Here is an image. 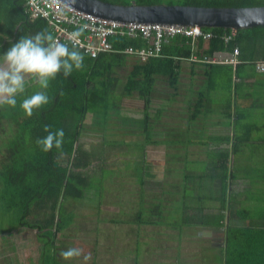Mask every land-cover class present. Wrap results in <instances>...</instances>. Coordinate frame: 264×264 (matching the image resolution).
Listing matches in <instances>:
<instances>
[{
    "label": "trees",
    "instance_id": "trees-1",
    "mask_svg": "<svg viewBox=\"0 0 264 264\" xmlns=\"http://www.w3.org/2000/svg\"><path fill=\"white\" fill-rule=\"evenodd\" d=\"M102 1L125 6L133 3L155 5L161 2L160 0ZM16 3L24 9L23 0H0L6 12L14 8ZM181 5L262 7L264 0H182ZM5 18L9 20L11 17L7 14ZM42 29H47V26L44 21H39L31 29L20 34L18 39L21 36L34 35ZM202 29L212 33V38L208 40L211 50L206 54L211 55L213 51L225 49L231 51L232 54L235 50L239 51L237 59L240 68L237 72L247 66L257 69L258 64L264 63V56H259L258 51L259 49L264 50V26L236 32L224 28ZM188 38L190 37L183 38L182 43L191 44L190 39L193 41L200 39ZM122 44L123 46L136 45V42L123 39ZM146 44V41L139 40L136 48L139 49ZM11 45L6 48L9 49ZM184 49L185 53L178 46V37H172L163 45L157 56L145 62H141L136 57L115 53H104L97 59H93L81 51L85 57L83 70H74L67 78L61 72L55 80L51 81L46 90L50 103L34 110L31 117L27 116L20 107V101L25 96L38 91L37 87H29L24 96L17 97L16 107H0V226L10 223L14 229L15 227H28L38 231L37 238L41 256L37 264H65L64 259L58 253L56 243L71 237L70 230L75 218L73 208H77L72 206L73 202L79 204V202L85 203L94 198L98 199L99 204L94 214L98 217L99 213H102L105 200L114 197L116 201L111 202V206L121 205L119 201L123 199L124 193H128L126 185L132 187L131 192L137 191L143 195L148 189L146 185L150 184L146 172L148 163L145 161V155L139 162L131 157L124 162L123 168L107 166L105 162H101L97 166L99 171H90L93 161L87 151L88 145L80 142L84 137L82 131L89 123H91V130L105 129L101 137L103 141L100 143L115 147L121 155L125 151L124 146L130 147L135 144L145 147L167 144L170 145V149L184 151L188 154L193 147L210 151V153L206 151L195 153V155H208L209 158V163L203 170L202 176H197L195 172L188 175V163L184 162L183 170H180L184 182L182 181L180 185L193 182L200 190L196 192L199 195L201 190L205 189L204 185L201 187V184L207 181L209 187L205 189V195L199 196L197 201L202 203L208 200L207 203L219 205L218 209L211 208L210 212L205 215L203 208L206 205L201 207L202 210L200 209L199 212L202 213V218L199 217L198 224L190 222L192 218L185 211L176 213L172 211L173 218L168 217L165 221L167 218L162 216V213L148 208V203L139 201L137 203L138 212L134 217H130L129 214L134 209V202L130 197L126 202L130 204L129 211L123 213L124 217L120 221L113 220V224L133 226L138 229L167 227L173 230L189 224L191 230L201 231L204 236H207L204 231L214 230L219 233L215 236L221 240L218 248L220 253L216 258L223 260L224 254L225 264H264V227H260L262 225L261 222L258 223V217H251L250 212L244 210L243 206L249 201L247 197H250L249 194L252 191H248L246 187L238 188L240 185L245 186L242 182L244 181L242 165L246 162L245 158H249L241 149V145L251 141L252 136H241L238 133L235 136L234 134L213 136L207 132L206 127L210 126L209 120L205 117L206 113L209 115L211 111L207 107L204 91L198 93L197 89H190L185 94H180V76L177 67L181 61H188L191 56L187 45ZM242 51L247 54L244 59ZM248 56L257 60H252ZM128 65H131V71L121 79L115 70ZM206 66L215 69L219 65L208 64ZM259 73L264 75V73ZM234 86H236L238 98L234 102L231 96H227L226 106L237 107L235 118L239 126L245 119L246 112L255 109L256 105L242 101L245 94L239 90L241 86L239 82ZM179 95H187L188 98L186 103L188 108L184 114L175 112L174 106L167 101L172 99L171 102H174ZM189 95H194V97L191 98ZM132 99H137L143 104V111H138L141 112L140 117H122L121 102ZM163 101L165 103L161 106L160 102ZM183 115H186L185 124L182 123ZM230 115L232 113L228 114L227 118L231 117ZM101 119L105 122V127L99 129L100 123L98 122ZM170 119L171 122H167ZM96 120L97 122H94ZM45 125L52 130L63 129L65 136L61 149L53 147L49 152H44L37 144L38 139L47 135L44 131ZM91 132L94 133V131ZM170 132H175V136ZM233 136L234 139L236 138V143L234 142L232 151L215 143L216 139L220 138L221 143L231 146ZM126 138L131 139L132 143ZM259 153L262 154L264 151ZM188 154H185L187 155L185 158L189 160ZM233 157L237 159L240 157L242 161L239 164V161L233 162ZM237 165L240 166L236 167ZM257 174L258 172L253 174L252 178L256 179ZM112 186L118 188L114 189ZM185 186L183 191H185ZM214 211L217 212V216ZM174 222L176 224L173 225ZM262 222L264 223V220ZM97 235L98 244L94 248V255L107 256L108 252H101L100 249L112 252L116 246L110 243L101 247V242L105 237L100 232ZM140 244L134 246L136 256L133 264H145L142 243ZM213 250L214 248L205 256L211 257L215 254ZM14 252L21 258L18 250ZM201 255L202 252L196 253L199 259ZM184 256L183 254L177 255V264H189L183 258ZM115 260L118 261L115 264H124L131 259H126L124 255L119 254ZM194 261L193 257L190 264H194ZM0 264L8 263L6 260H0ZM68 264H76V261ZM97 264H107V262L101 261Z\"/></svg>",
    "mask_w": 264,
    "mask_h": 264
},
{
    "label": "rangeland",
    "instance_id": "rangeland-1",
    "mask_svg": "<svg viewBox=\"0 0 264 264\" xmlns=\"http://www.w3.org/2000/svg\"><path fill=\"white\" fill-rule=\"evenodd\" d=\"M159 4L163 5H181L182 0H160ZM19 41V40H18ZM259 56H264V50L259 49ZM258 55V54H257ZM116 74L119 75L121 79L129 74L131 71V65L127 67L117 68ZM181 92L180 94H185L189 90V77L187 80H184L181 77ZM180 106L177 104L176 109ZM262 110L253 109L251 112L260 120V123H264V104L261 105ZM143 111V104L137 100H124L121 102V116H127L129 118H137L140 117V113L138 111ZM136 111V112H135ZM184 110L178 109L176 112L179 114H184L182 112ZM214 116L218 119H222V112L215 111L213 112ZM129 115V116H128ZM206 117L209 122L210 114L206 113ZM120 117V116H119ZM185 119V120H184ZM110 120V119H109ZM183 124L186 121V115L182 117ZM252 121H255L252 119ZM167 122H171L167 120ZM98 123H100L99 129L105 127V122L101 119ZM89 125L86 126L83 135L81 138V143L88 145V153L92 157L93 165L90 168V171H99L97 166L101 162H105L107 166L113 167H121L123 168L124 162L129 160L131 157L135 158L137 162L141 161L142 156L145 155V161L148 163L147 177L150 179V184L146 185L145 194H140L137 191L131 192L133 189L130 185H126L125 188L128 193H124V197L120 202L121 205L111 206V202H115L116 199L111 197L105 200L104 207L102 208V213H99L98 217L94 214L96 213V208L98 207L99 200L94 198L85 203H72V206H76L74 209V225L71 227V237L66 239L65 241H59L56 243V247L58 249V253L65 251L72 247H79L84 250L85 254L91 255V259L87 262V264H97L98 262H107V264H115L118 261L115 259L118 258L119 254H122L127 258L131 259L124 264H133V260L135 259V245L142 243L143 247V257L145 259V264H177V255L183 254L185 255L183 258L188 261L190 264L191 259L194 257V264H205L204 262L210 261V257L205 258V255L209 254L214 247L213 254L211 258H216L218 255L217 249L215 245L207 244V236H204L201 231H189L185 232L181 229L173 230L172 228L167 227H142L140 229L133 226H121V224H113V220L120 221L121 218L124 217V212L129 211L130 204L128 199L131 197L134 202V209L130 212V217H134L138 212L137 203L139 201H143L148 203V208L156 209L162 213V216L173 218V214L171 211L176 213L177 211H185L189 216H191L192 220L199 219V213L195 210V202L189 200L184 201V197L190 198L191 196H202L205 195V189L209 187L207 186V181H203L201 187L204 185L205 189L201 190L202 192L197 195L196 192L200 191L198 186H196L193 182L186 183L188 186L180 185L183 181V174H181L180 170H183L184 162L188 163V175L195 174L197 176L203 175V170L206 168L209 163L208 155H195L196 151H206L210 153L209 150L204 148H196L193 147L190 150V154L185 153L184 151H177L174 149H170V145H159L156 147H145V146H137L132 145L130 147L124 146V152L121 154L118 153V150L105 143H100L103 141L101 138L104 134L105 129L102 130H91L92 127ZM224 125H228L227 123H223ZM94 131L92 133L91 131ZM167 132V131H166ZM169 132V131H168ZM175 136V132H170ZM87 134V135H86ZM92 135V136H88ZM109 135V134H108ZM127 139V138H126ZM121 140V139H118ZM132 143L131 139H127ZM219 139H216L215 143H218ZM170 144V143H168ZM147 149V152H146ZM262 147H253L251 146L244 147L245 154L249 158H245V163L242 165V172L245 174V186L240 185L238 188L246 187L248 191H252L249 195L255 201L253 204L246 203L244 205V210L250 212L251 217L264 216V214H260L262 211V202H264V153L260 154L258 151H262ZM258 150V151H257ZM255 151V153H254ZM185 154L189 155V160L185 158ZM174 155H178L175 157ZM244 160V158H243ZM242 161V158L239 157L238 164ZM255 177H258L256 180L252 178L253 174H256ZM191 173V174H190ZM95 175V173H92ZM185 186V191H183ZM114 189L118 187L112 186ZM245 191V190H244ZM131 192V193H130ZM186 192V193H185ZM117 193V192H116ZM188 194V195H187ZM191 207V210H186V205ZM198 202V201H197ZM200 208L206 205V202H198ZM105 220V221H104ZM176 222L173 223V225ZM0 227H14L10 223H4ZM115 227L121 228L116 234H114V240L109 239V235L111 230ZM177 227V226H176ZM182 227V226H179ZM21 237L23 242V246H27L22 250L19 245H16L17 249L20 251L21 257L26 264H37V260L40 258L41 253L39 249L38 242V231L28 227H15ZM138 229V230H137ZM183 229V228H182ZM101 233L104 240L101 242L102 246H107L110 243L114 244L112 252L107 249H100L101 252L107 251V256H95L94 248L95 246V238L98 236V233ZM205 233L208 231H204ZM138 234V236H137ZM187 234V235H186ZM177 242H184L183 244H177ZM62 243V246H61ZM130 244V245H129ZM133 246H132V245ZM33 245L32 249L30 246ZM141 245V244H140ZM212 247V248H211ZM204 251V254H203ZM200 259L196 257V253H201ZM61 256V255H60ZM62 257V256H61ZM63 258V257H62ZM0 260H6L8 264H21V258H19L15 252L13 246L11 249H7L6 253H0ZM65 264L75 263L76 264H85L83 258H74L72 260H64Z\"/></svg>",
    "mask_w": 264,
    "mask_h": 264
},
{
    "label": "crops",
    "instance_id": "crops-1",
    "mask_svg": "<svg viewBox=\"0 0 264 264\" xmlns=\"http://www.w3.org/2000/svg\"><path fill=\"white\" fill-rule=\"evenodd\" d=\"M23 5H24V9H22L19 6V4H17L10 11L6 12L5 6L0 4V55H2L8 50V48H6L8 45L13 44L19 40L18 37L20 34L31 29L36 23H39L36 22L31 24L33 20L29 18L24 0H23ZM7 14H9L11 17L9 20L5 18V15ZM29 20L31 21L30 23ZM233 31L236 32V30ZM183 38L184 37H178V46L181 47L183 53H185L186 50L184 49V46L187 45L191 56L188 59V61L183 60L180 62V64H178L177 70L180 76L179 84H181L182 82L181 77H183L184 80H187V78L189 77V81L187 82L189 83V90L197 89L198 93L204 91L207 107L211 111L210 114L211 122H209L210 127H206L207 132L208 133L210 132L209 134L213 136H219V135L232 136L233 134L235 136V134L237 133L241 136L251 135L252 140L241 145V149L245 151L244 147L246 146H251V149L253 147H256L257 149V147L261 146L263 148L262 151H264V123H260V120L257 117H255L253 112L250 111V112H246L247 115L245 119L238 126L236 124L237 119L235 118L237 107L235 106V108H230L229 106H226L227 96H231L232 101L234 102L238 98L236 86L234 85L235 83L239 82L241 84L239 90H241L242 94H245L243 96L242 101L246 103L251 102L256 105L255 109L262 110L261 105L264 104L263 102L264 85L262 84L264 83V75H261L257 71L256 67L247 66L241 69L239 72H237V69L240 68L238 64L236 65L220 64L222 61L231 59L232 52L227 51V49H225L223 51L222 50L213 51L211 55L206 54L209 50H211V44L210 41L208 40L203 39L201 41L202 38H200L196 41H193L192 39L188 38L191 40L190 41L191 44L189 42L183 44L182 43L184 42ZM133 41L136 42V45L137 43H139V40H133ZM200 42H202V45H200ZM136 45H128V46L137 47ZM242 53L244 59L247 56V54L244 51H242ZM193 57H196V59H194ZM205 57L209 58V61H215L216 62L215 64L219 66H216L215 69H212V67L207 68L206 65L208 64L204 63ZM252 60H257V59H252ZM250 93L254 94V96H252ZM189 96L191 98L194 97V95H189ZM167 101L174 106L173 110L175 112L178 109L184 110L182 112H187V108H188V105H186L188 101L187 95H182V96L179 95L178 97H176V100L174 102H171L172 99H168ZM160 103L162 104L161 106H163L165 101ZM177 104L180 106L178 109H176ZM215 111L222 112V119H218L216 116H214L213 112ZM230 113H232V115H230L231 117L227 118V115ZM252 119H254L255 121H252ZM223 123H227L228 125H224V128H219L223 126L222 125ZM234 136L232 139V145L229 146L230 145L229 144L228 145L229 147L225 145V143H221V141H219L217 144L222 145V147L228 148L229 150L232 151L234 148L232 146L234 142L236 143V138L234 139ZM238 161L239 159L233 157V162H238ZM238 166L240 165H237L236 167ZM242 178L244 180L242 182H245V174H243ZM245 191L247 192V190ZM198 197L199 196L196 197V195L194 197L191 196L190 198L184 197L183 200L188 202H190L189 200H191L195 202L197 204L194 206L195 210L197 211V213H199V217L202 218V213L199 212L201 208L197 202ZM247 199H249V201L246 203L250 202L251 204H253L255 202L251 197H247ZM207 202L208 200H206V203ZM260 202L263 207L262 208L263 212H260V214H264V202H262V199H260ZM185 207L186 210H191L190 206L186 205ZM211 208L218 209L219 205H214L213 203H207L205 208H203L205 209L203 212H206L205 215H207V212H210L209 210ZM214 213L216 214V216L218 215L216 211H214ZM258 218H257L258 223L261 222L262 225L260 227H264V223L262 222V220H264V216H258ZM189 221L192 223L195 222L196 224L199 223V220H189ZM188 225L186 227H183V229L176 228V231L179 229L185 232L192 231L193 229L191 230V228L189 227L190 225L189 226ZM120 229L121 228L119 227H115L114 229H112L109 235V239L114 240L113 238L114 234H116V232H118ZM206 234H207V238H209V240H207V244L215 245L216 246L215 248L218 250L217 252L219 254L220 250L218 248L220 247L219 241L221 240L218 238V236H215L216 234L219 233L213 230L206 232ZM94 242H95V246H97L98 236L95 238ZM175 242L179 245L184 243L182 241L180 242L175 241ZM16 245H19V247H21L22 250H24V248L27 247V246H23V242L21 240V237L19 236L17 229H14L13 227H0V253H5V251L7 249H11L12 246L14 248V251L18 250ZM32 246L33 245H31L30 248ZM18 252L20 254L19 250ZM205 258H208V256H205ZM224 259L225 257L223 254V260H220L218 258L213 259L210 257V261L208 260L207 262L204 263L225 264ZM21 264H26L23 261L22 257H21Z\"/></svg>",
    "mask_w": 264,
    "mask_h": 264
},
{
    "label": "clouds",
    "instance_id": "clouds-1",
    "mask_svg": "<svg viewBox=\"0 0 264 264\" xmlns=\"http://www.w3.org/2000/svg\"><path fill=\"white\" fill-rule=\"evenodd\" d=\"M39 21L45 22L43 19H38L33 22L29 20V23L33 24ZM45 24L47 26L46 22ZM47 29H42L34 35L21 36L18 42L12 44L5 53L0 55V107H16L17 97L24 96L29 87H37L38 91L30 96H25L20 101V107L27 116L31 117L34 110L50 103L46 90L51 81L55 80L61 72L67 78L74 70H83L84 54L86 53L82 51L83 54L78 45L83 29H78L70 34L71 47L68 43L61 42ZM122 40H118V42L122 45L121 49H124L128 45L123 46ZM124 40L134 39L125 38ZM112 42L114 45L117 43L116 40ZM115 54L128 56L123 53ZM86 55L90 57L88 54ZM44 131L47 135L37 140L41 149L44 152H49L53 147L61 149L65 136L63 129L52 130L45 125ZM60 255L66 261L82 257L85 264L91 259L90 253L85 254L84 250L79 247L69 248L62 251Z\"/></svg>",
    "mask_w": 264,
    "mask_h": 264
},
{
    "label": "built area",
    "instance_id": "built-area-1",
    "mask_svg": "<svg viewBox=\"0 0 264 264\" xmlns=\"http://www.w3.org/2000/svg\"><path fill=\"white\" fill-rule=\"evenodd\" d=\"M27 12L32 20L43 19L49 31L61 42H70V34L78 29H83V34L78 40L79 49L91 58L96 59L104 53H123L136 57L141 62L157 56L163 45L172 37L203 38L210 40L212 33L200 27H186L181 25H163L156 23L120 22L97 17L91 13L77 9L63 0H25ZM235 32V31H233ZM134 39L146 41V46L137 49L128 46L121 49L118 40ZM116 40V45L113 44ZM228 38L226 39L227 42ZM239 51L235 50L232 58L220 64L236 65ZM196 59V57H193ZM215 64L205 57V62ZM258 71L264 73V63L258 64Z\"/></svg>",
    "mask_w": 264,
    "mask_h": 264
},
{
    "label": "water",
    "instance_id": "water-1",
    "mask_svg": "<svg viewBox=\"0 0 264 264\" xmlns=\"http://www.w3.org/2000/svg\"><path fill=\"white\" fill-rule=\"evenodd\" d=\"M95 16L121 22L156 23L232 30L264 26L262 7H197L188 5H117L102 0H63Z\"/></svg>",
    "mask_w": 264,
    "mask_h": 264
}]
</instances>
